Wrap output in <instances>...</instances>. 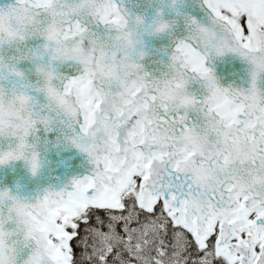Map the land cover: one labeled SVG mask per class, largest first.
I'll return each mask as SVG.
<instances>
[{
	"label": "snow or ice",
	"instance_id": "snow-or-ice-1",
	"mask_svg": "<svg viewBox=\"0 0 264 264\" xmlns=\"http://www.w3.org/2000/svg\"><path fill=\"white\" fill-rule=\"evenodd\" d=\"M3 168L0 264H264V0H0Z\"/></svg>",
	"mask_w": 264,
	"mask_h": 264
},
{
	"label": "water",
	"instance_id": "water-1",
	"mask_svg": "<svg viewBox=\"0 0 264 264\" xmlns=\"http://www.w3.org/2000/svg\"><path fill=\"white\" fill-rule=\"evenodd\" d=\"M15 172L20 173V174H22V172H23L22 166L19 163L15 166ZM13 174L14 173H13V170L11 168L0 169V178L8 177V176H11Z\"/></svg>",
	"mask_w": 264,
	"mask_h": 264
}]
</instances>
